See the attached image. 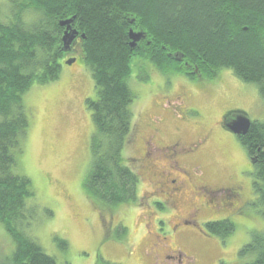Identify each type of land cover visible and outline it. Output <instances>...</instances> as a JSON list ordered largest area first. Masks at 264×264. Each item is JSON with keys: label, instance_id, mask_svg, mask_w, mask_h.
Segmentation results:
<instances>
[{"label": "rangeland", "instance_id": "1", "mask_svg": "<svg viewBox=\"0 0 264 264\" xmlns=\"http://www.w3.org/2000/svg\"><path fill=\"white\" fill-rule=\"evenodd\" d=\"M21 4L25 2L0 0L1 16H9L13 10L25 21H34L35 16L18 11ZM78 48L69 53L62 50L57 80L45 84L34 81L22 97L28 128L15 163L17 174L30 180L33 191L25 203L29 214L23 227L26 233L56 264H155L151 254L154 245L160 248L159 260L168 255L155 238L160 240L162 232L167 238L163 246L184 256L181 264L252 263L253 254L240 250L253 234H264L263 207L258 213L249 204L239 218L229 215L234 231L225 238L206 232L208 222L222 219L210 217L209 210H202L193 220L196 226L179 228L176 213L167 212L168 203L159 185L162 181L152 177L155 175L142 154L149 141L154 146L150 150L146 145V153L150 152L147 161L164 160L167 152L162 148L175 141L190 145L206 139L187 170L196 167L200 183L210 190L234 184L245 199L255 198L246 151L218 123L224 111L232 110L245 114L251 124H264V100L257 88L241 83L228 70L189 78L174 71L159 72L149 62L133 58L127 80L130 133L122 159L139 176L138 203L106 207L87 198L84 191L91 170L89 139L93 131L85 100L93 99L95 92ZM70 59L76 62L68 67ZM175 106L181 107L180 111ZM183 207L190 213L189 206ZM62 242L66 246L61 250ZM13 250L10 236L0 225V259H8Z\"/></svg>", "mask_w": 264, "mask_h": 264}, {"label": "trees", "instance_id": "2", "mask_svg": "<svg viewBox=\"0 0 264 264\" xmlns=\"http://www.w3.org/2000/svg\"><path fill=\"white\" fill-rule=\"evenodd\" d=\"M23 2L18 11L35 16L34 21H25L13 10L4 18L0 14V225L14 244L12 254L0 264H56L23 228L29 220L25 203L33 191L30 180L17 174L15 162L28 128L24 93L34 81L58 79L65 31L58 24L72 20L94 85L95 97L85 100L93 131L84 191L95 203L116 207L138 203L139 176L122 159L130 133L127 80L132 59L189 78L228 70L241 83L255 86L264 100V0ZM130 32L141 34L134 48ZM236 138L251 162L257 200L251 206L264 208V124L253 122L245 136ZM233 231L228 220L206 226V232L221 238ZM240 251L253 254L250 264H264V234H253Z\"/></svg>", "mask_w": 264, "mask_h": 264}, {"label": "flooded vegetation", "instance_id": "3", "mask_svg": "<svg viewBox=\"0 0 264 264\" xmlns=\"http://www.w3.org/2000/svg\"><path fill=\"white\" fill-rule=\"evenodd\" d=\"M81 39L82 37L77 35L70 50L67 51V53L71 52L73 47L75 48L78 46ZM174 108L179 111L181 109L179 106H175ZM241 114L243 113L239 111H224L222 116L219 118L218 126L220 125L223 127V129H225L224 125L228 124ZM152 125L155 127L154 123ZM205 143L206 139H201L200 141L190 145H184L178 141H175L174 143L162 148L165 152H167L163 153L166 155L164 156V160L160 157H157L150 158L149 161L146 160V157L150 155L149 151L146 153V145L148 144L150 147L149 149L151 150L154 144L149 141V143L146 142L144 146L145 149L143 150L144 152L142 157L145 158L147 166L152 169V174L156 176L152 177H154L156 180L162 181V183L160 182L159 185L162 188L161 191L165 195V200L168 203L167 212L171 211L176 213L175 217L178 218L179 228H183L187 225L189 227L186 228L191 229V227L196 226V221L193 220L197 219L198 214L202 210H209L210 217H222V219L219 221H227V217L229 215L233 216L234 218H239L246 211V209H248V205L254 203L255 198L245 199L241 195V188L237 185L231 184L229 187H219L217 190H210L208 186L202 185L200 183V177L197 175L196 167L187 170L188 163L192 161L191 158L196 156V153L200 150L201 146L203 147ZM146 154L148 155L146 156ZM183 160H187V162L183 163ZM148 164H151L152 166ZM191 179L195 183L190 182ZM192 202L196 203L192 204ZM206 203L209 205H206ZM182 205H186V207L189 206L190 213H185V208H182ZM210 206L213 208L210 209ZM252 209L257 210V212L260 213L262 207L258 206L257 209L255 207ZM230 212L232 213L230 214ZM222 215H224V217ZM161 235L163 237H161L160 240L157 236L155 238H158V242L161 244L163 252L168 253V255L162 256V258L159 260L157 256H159L160 248L155 247L154 245L155 252H151V254L156 259L155 264H162L163 261L166 262L165 264H181L184 256L182 257V255L177 251L168 250L167 247L163 246L166 245L165 240L167 238L164 237L163 232Z\"/></svg>", "mask_w": 264, "mask_h": 264}, {"label": "water", "instance_id": "4", "mask_svg": "<svg viewBox=\"0 0 264 264\" xmlns=\"http://www.w3.org/2000/svg\"><path fill=\"white\" fill-rule=\"evenodd\" d=\"M72 22V20H67V21H63L61 22L59 25L61 27H66L65 28V32L63 34L62 37V50L64 52H67L70 50L71 45L74 41V39L76 38V36L78 35L77 32L73 31V30H69V25ZM130 34V47L134 48L136 43L140 40L141 38V34H133V33H129ZM76 62L75 59H70L66 62L67 66H72L74 63ZM251 122L250 120L247 118V116L245 114H241L239 116H237L236 118H234L231 122H229L228 124L224 125V128L231 133L232 135L236 136V137H240V136H245L250 128Z\"/></svg>", "mask_w": 264, "mask_h": 264}]
</instances>
